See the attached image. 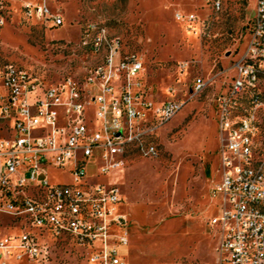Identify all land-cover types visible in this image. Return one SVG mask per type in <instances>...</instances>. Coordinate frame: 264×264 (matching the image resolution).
I'll return each mask as SVG.
<instances>
[{"label":"built area","instance_id":"obj_1","mask_svg":"<svg viewBox=\"0 0 264 264\" xmlns=\"http://www.w3.org/2000/svg\"><path fill=\"white\" fill-rule=\"evenodd\" d=\"M221 4L214 0L216 10ZM24 8L54 27L64 23L47 8ZM95 50L101 63L84 85L0 67V264H50L53 244L66 238L86 264H126L130 238L120 187L126 148L150 117L158 128L184 104L145 98L143 61L124 53L118 37L99 30ZM229 70L228 94L220 98L217 211L209 225L219 237L217 264H264V0H257L247 49ZM239 100L245 110L231 116ZM91 166L96 174L89 176ZM68 167L72 182L50 183L51 169Z\"/></svg>","mask_w":264,"mask_h":264},{"label":"rangeland","instance_id":"obj_2","mask_svg":"<svg viewBox=\"0 0 264 264\" xmlns=\"http://www.w3.org/2000/svg\"><path fill=\"white\" fill-rule=\"evenodd\" d=\"M26 4L60 15L63 25L54 27ZM256 6L257 0H222L219 10L214 0H0V67L84 85L101 63L95 39L105 30L124 53L142 59L147 100L184 104L158 128L150 117L126 148L120 179L130 238L126 264H217L219 237L209 221L221 178L220 98L228 94L230 67L247 49ZM244 110L239 100L230 113ZM71 169H51L50 183L72 182ZM87 173L95 175L94 166ZM50 264L86 260L66 238L53 244Z\"/></svg>","mask_w":264,"mask_h":264},{"label":"trees","instance_id":"obj_3","mask_svg":"<svg viewBox=\"0 0 264 264\" xmlns=\"http://www.w3.org/2000/svg\"><path fill=\"white\" fill-rule=\"evenodd\" d=\"M251 21H252V19L250 20V22L249 23H251ZM250 25V24H249Z\"/></svg>","mask_w":264,"mask_h":264}]
</instances>
